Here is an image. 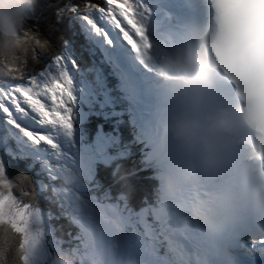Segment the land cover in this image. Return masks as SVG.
Segmentation results:
<instances>
[{
    "label": "snow or ice",
    "instance_id": "1",
    "mask_svg": "<svg viewBox=\"0 0 264 264\" xmlns=\"http://www.w3.org/2000/svg\"><path fill=\"white\" fill-rule=\"evenodd\" d=\"M209 5L222 29L236 35L248 51L250 75L233 80L247 104L264 89V0H209ZM173 10L182 12L179 0H36L22 33L29 54L10 65L8 74L0 73V217L19 234L25 264L30 256L60 246L81 250L85 257L103 252L111 264H264V224L244 220L209 242L194 226L161 218L147 201L139 208L132 205V173L117 171L110 178L119 186L118 195L103 190L73 142L77 77L92 76L97 68L107 71L101 51L130 74H148L154 68L153 22L157 14L170 18ZM29 61L42 66L29 72ZM256 130L264 162V124L258 123ZM69 167L83 174L72 187L59 181ZM24 185H29L23 191L28 202L14 192ZM191 196L198 198V190ZM100 208L120 225L103 246L94 239V214ZM60 219L78 229L67 233V241L57 236L61 229L52 223Z\"/></svg>",
    "mask_w": 264,
    "mask_h": 264
},
{
    "label": "clouds",
    "instance_id": "2",
    "mask_svg": "<svg viewBox=\"0 0 264 264\" xmlns=\"http://www.w3.org/2000/svg\"><path fill=\"white\" fill-rule=\"evenodd\" d=\"M36 0H0V73L8 74L29 54L22 33L35 11ZM219 57L238 79L250 75L249 54L236 35L223 30L213 18L194 29L170 54L164 73V103L153 115L160 143L156 164L158 182L155 213L184 227L194 226L209 242L219 240L244 220L264 224V162L251 153L233 157L230 146L241 122L252 129L264 124V89L253 100L236 107L210 109L207 89ZM83 180L78 168L63 171L59 181L72 187ZM197 189L198 198L191 192ZM94 239L103 246L120 225L103 209L94 214ZM19 240L7 218L0 217V264L12 243ZM16 250L17 264H25ZM28 264H111L101 253L85 257L81 250L63 246L30 256Z\"/></svg>",
    "mask_w": 264,
    "mask_h": 264
},
{
    "label": "trees",
    "instance_id": "3",
    "mask_svg": "<svg viewBox=\"0 0 264 264\" xmlns=\"http://www.w3.org/2000/svg\"><path fill=\"white\" fill-rule=\"evenodd\" d=\"M39 2L45 3L47 2V0H39ZM73 2H78V0H73ZM96 2L99 3L100 0H96ZM60 27L61 31L67 32V35L71 36V31L68 30L66 25H61ZM57 35H59V33H57ZM80 62L82 64H86V60H81ZM41 66V64H33L31 61H29L28 71L31 72L33 70L39 69V67ZM98 69H100V74L103 76L102 71L104 68ZM86 71L91 73L92 69L89 68ZM82 79L84 80V82ZM101 79L103 84H105L106 79L102 77ZM97 80L98 76H96V73L92 76H87L84 73H81L80 76L77 77V82L79 81L77 83V94L86 96L81 90H88V88L90 93L87 95L88 99L83 100L84 102L82 101L83 106H79L81 112L84 110V114L85 111H88V113L86 112L87 114L84 120H82L79 124L76 123V128L82 129L83 127L82 131H80L78 134L82 137L83 145H86L82 147V152L86 154L84 152L86 148H88V152H91L90 147L93 151H95L94 143L99 142V138H103L104 141H107L109 144L108 153L112 154V152L118 151L121 157L119 159H116L115 163L117 167L115 166L114 168H112V165L108 166L107 164L103 165L97 162L95 164L94 180L101 186L103 190L111 192L110 194H112L113 192L112 195L115 196V193L118 192L117 189L119 186L114 185L110 178L117 171L124 174L132 173L130 184L135 186V191L130 194V203L137 208H139L144 203V201H147V203L150 204L153 192H155V189H157L158 185L156 181H153L154 178L153 180L149 179V171L147 170V168L144 169V166H150V163H148L145 159H139L138 157V149L135 146L136 141L133 135L135 124H132L130 122V119L127 117L126 108L119 106L115 108V106L113 105L114 107L111 110L110 107L107 106L109 105L107 102L102 103L101 95L99 93L102 87L96 83ZM90 95H93L92 98L94 97L92 101ZM85 101L88 103L86 104ZM81 124H83L84 126ZM79 125H81V127ZM27 187H29V185H24L23 188L17 187L14 189L15 195L24 202H28L30 200L28 196H25L23 194L24 189ZM118 194L119 193H117V195ZM52 223L57 228L61 229L57 232V236L61 237L65 241L69 240L67 233L71 232L73 234H76L78 232V229L67 219L54 220L52 221ZM18 241V239L14 241L7 251L8 254L6 264H17L16 249L18 247ZM65 247H68V245L65 244Z\"/></svg>",
    "mask_w": 264,
    "mask_h": 264
},
{
    "label": "rangeland",
    "instance_id": "4",
    "mask_svg": "<svg viewBox=\"0 0 264 264\" xmlns=\"http://www.w3.org/2000/svg\"><path fill=\"white\" fill-rule=\"evenodd\" d=\"M154 11H156L155 9H154ZM159 14H157L156 15V17H155V20H154V22H153V24H155L156 23V21L158 20V18H159ZM160 25V24H159ZM124 27H125V29L126 30H128L129 31V33L132 35V36H134L135 37V39H138V37H136L135 36V33L131 30V28H130V26H128L127 24H126V22H124ZM156 27H157V24H156ZM130 47V46H129ZM115 64H116V62H115ZM95 73H96V76H98V80H97V84L98 85H100L101 87H103V88H105V89H107L105 86H104V84H103V82H102V79H101V77L102 78H104L105 76H102L101 74H100V69H96L95 70ZM89 90H83V92H84V94L86 93V92H88ZM100 95L102 96V97H104L105 96V91L104 90H102V88L100 89ZM77 94V93H76ZM89 94V92L87 93V94H85V95H88ZM80 96H81V94L78 96L77 95V102H79L78 103V105H77V103H76V105L77 106H75V111L78 109V107H79V104L81 105V106H83L81 103V101H83L84 99L85 100H87L88 99V97L87 96H82L81 98H80ZM80 99H79V98ZM83 97H84V99H83ZM79 99V100H78ZM135 101V100H134ZM133 100H132V103H133V105H134V108H136V109H138V111L139 112H137L136 113V115H138V116H142V118L143 119H141L142 120V122H141V124H144V123H149L148 125H146V127L145 128H140V130H141V135L140 136H148L149 134V132H151V135L149 136V137H146L145 138V140H148V144L150 143V144H153L154 143V141L156 140V134L155 133H153L152 134V131H153V129H152V122H151V120H153L152 118H151V113H152V111H145V112H143V110L145 109V108H143V106H139V105H137L135 102H134ZM77 107V108H76ZM81 111V109H80V107H79V110L78 111H76V123H78L79 121L81 122L83 119H85V117H86V114H84V113H82V112H80ZM78 113L79 114H81V115H78ZM79 120V121H78ZM78 121V122H77ZM79 122V123H80ZM79 130V131H78ZM82 130V129H81ZM80 130V128H76V130H75V133H74V136H73V142L75 143V145H76V149L79 151V154L84 158V161H85V163H86V165L91 169V172H92V174H93V177H94V172H95V164L98 162H100V163H103V155H104V157H106V154L108 153V152H105L104 150L105 149H107V142L106 141H104V139L102 138H99V142H95L94 143V145H95V151H93L92 149H91V147H90V151L91 152H88L87 150H88V148H86L85 150H84V152L86 153V154H84L83 152H82V147H83V141H82V137L81 136H79L78 135V133L77 132H80L81 131ZM148 138V139H147ZM154 140V141H153ZM153 141V142H152ZM77 143V144H76ZM78 143H79V145H78ZM97 145V146H96ZM78 147V148H77Z\"/></svg>",
    "mask_w": 264,
    "mask_h": 264
},
{
    "label": "bare ground",
    "instance_id": "5",
    "mask_svg": "<svg viewBox=\"0 0 264 264\" xmlns=\"http://www.w3.org/2000/svg\"><path fill=\"white\" fill-rule=\"evenodd\" d=\"M173 0H170L169 2H170V4H172L171 2H172ZM196 3H198L199 4V6L202 4V2H204V0H196L195 1ZM174 3V2H173ZM194 4V3H193ZM198 4H197V6H198ZM194 6H195V4H194ZM196 7V6H195ZM205 9H207V8H205ZM205 11V10H204ZM164 18H167V19H172L173 21H177V19L179 18L178 16H175V17H172V15H170V18H168L167 16L166 17H164ZM177 29H178V25L176 24V22H174L173 23V26H172V28H169V29H167V31H165V29L164 28H161L160 29V32L158 33V35H157V41H159V42H161V43H163V47L165 48V51L161 48V47H158L156 44H154L155 46H153V50H152V52H153V56H152V58H156L157 56H159V57H162V59H161V61L164 63V65H160L159 66V68H161V66H164V72L166 71V65H167V62H168V60H169V58H170V54L172 53V52H174L175 50H176V48H177V44L179 45V39H176V40H171V39H169V34L171 33V34H173V31H177ZM158 60V59H157ZM156 60V61H157ZM156 61L154 62L153 61V59H152V63H153V65H154V68H157L156 66H158V63L156 64ZM162 63V64H163ZM153 78V77H152ZM155 80H156V78H154ZM79 80V79H78ZM83 80V79H82ZM79 82V81H78ZM77 82V83H78ZM83 82H84V80H83ZM86 82H88V81H86ZM82 83V82H81ZM80 83V84H81ZM83 85V84H82ZM94 89V88H93ZM147 89V88H146ZM88 90H89V88H88ZM80 91V90H79ZM81 91H83V90H81ZM78 92V91H77ZM89 92V91H88ZM88 92H86L85 94H87ZM91 92H92V90H91ZM90 94V93H89ZM76 95H79V94H76ZM93 95H95V94H93ZM92 95V96H93ZM87 96V95H86ZM91 96V95H90ZM92 96H91V98H92ZM82 96H80V98H81ZM88 97V96H87ZM96 97V96H95ZM79 98V97H78ZM79 98V99H80ZM90 98V99H91ZM94 98V97H93ZM93 98L91 99V101L93 100ZM78 99V100H79ZM83 99H84V97H83ZM85 100V99H84ZM90 101V100H89ZM82 102V101H81ZM84 102V101H83ZM86 102V101H85ZM94 102H95V100H94ZM78 103L79 102H77V105H78ZM88 102H86V104H87ZM91 103H93V102H91ZM82 104V103H81ZM76 105V106H77ZM92 105V104H91ZM79 106H80V104H79ZM90 106V105H89ZM88 107V106H87ZM77 108V107H76ZM83 108V107H82ZM84 108H86V107H84ZM90 108V107H89ZM79 110V107H78V109L76 110V111H78ZM84 111V110H83ZM83 111H82V113H83ZM81 112V111H80ZM88 113V111H85V114H87ZM121 114V113H120ZM77 115V114H76ZM78 115H81V114H79L78 113ZM91 116V115H90ZM89 116V117H90ZM93 116V115H92ZM84 120V119H83ZM79 121V120H78ZM77 121V122H78ZM80 122V121H79ZM79 122L77 123V124H79ZM86 122V121H85ZM76 124V125H77ZM81 125H83V124H81ZM81 125H79L80 127H81ZM84 126V125H83ZM85 126H86V123H85ZM82 129H83V127H82ZM80 130H81V128H80ZM79 131V130H78ZM82 131V130H81ZM78 134H79V132H77ZM156 135H158L157 133H156ZM147 142H148V140H147ZM158 143H159V138H158ZM77 144V143H76ZM78 145H79V143H78ZM88 145V144H87ZM159 145H160V143H159ZM84 146H86V145H83V147ZM78 148V147H77ZM118 187V186H117ZM112 189V188H111ZM108 190H109V188H108ZM115 190V189H114ZM111 193V192H110ZM118 193V192H117ZM117 193H115L116 195H117ZM112 194H113V192H112ZM114 194V195H115Z\"/></svg>",
    "mask_w": 264,
    "mask_h": 264
}]
</instances>
